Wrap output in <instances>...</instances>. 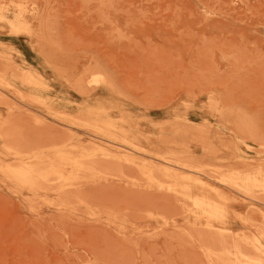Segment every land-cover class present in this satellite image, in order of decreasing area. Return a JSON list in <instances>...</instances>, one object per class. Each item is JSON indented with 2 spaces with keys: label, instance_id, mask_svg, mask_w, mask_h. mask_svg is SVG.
Listing matches in <instances>:
<instances>
[{
  "label": "rangeland",
  "instance_id": "1",
  "mask_svg": "<svg viewBox=\"0 0 264 264\" xmlns=\"http://www.w3.org/2000/svg\"><path fill=\"white\" fill-rule=\"evenodd\" d=\"M0 264H264V0H0Z\"/></svg>",
  "mask_w": 264,
  "mask_h": 264
},
{
  "label": "bare ground",
  "instance_id": "2",
  "mask_svg": "<svg viewBox=\"0 0 264 264\" xmlns=\"http://www.w3.org/2000/svg\"><path fill=\"white\" fill-rule=\"evenodd\" d=\"M4 173H11V170H9L8 168L3 171ZM12 175L14 177H18V179H20V181H26L27 180V176L28 173L26 171H21V172H17V173H12Z\"/></svg>",
  "mask_w": 264,
  "mask_h": 264
}]
</instances>
